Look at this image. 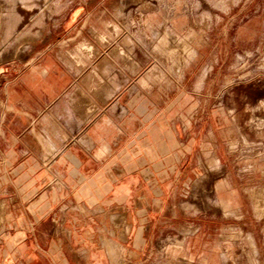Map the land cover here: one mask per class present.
Returning a JSON list of instances; mask_svg holds the SVG:
<instances>
[{
    "label": "rangeland",
    "instance_id": "rangeland-1",
    "mask_svg": "<svg viewBox=\"0 0 264 264\" xmlns=\"http://www.w3.org/2000/svg\"><path fill=\"white\" fill-rule=\"evenodd\" d=\"M113 126L154 200L149 226L111 214L109 264H264V0H0V264L43 261L32 180ZM102 138L89 167L115 181Z\"/></svg>",
    "mask_w": 264,
    "mask_h": 264
},
{
    "label": "crops",
    "instance_id": "crops-1",
    "mask_svg": "<svg viewBox=\"0 0 264 264\" xmlns=\"http://www.w3.org/2000/svg\"><path fill=\"white\" fill-rule=\"evenodd\" d=\"M113 128L114 131H111L108 138L104 135H99V137L105 138H102L101 147L106 152L117 155V157L124 154V157L119 158L116 163L118 170L124 169V172L119 174L115 181L109 178V176L113 177V174L108 176L105 171L101 170L100 164L93 163L95 167H89L92 158L99 161L100 149L97 147L99 137L96 141H92L89 148L83 150L86 155L82 154L86 159L82 156L76 157L68 147L59 151L58 155H60L57 159L47 164L49 170L60 175L50 185L45 181L42 184L38 178L32 180L33 189L30 195L33 207L31 217L34 224L32 228L34 242L31 249L33 254H39L43 259V261L37 259V264H109L103 251L102 241L107 238L113 242L115 239L121 241L117 227L110 223L111 214H120L119 212L123 211L126 217L139 218L140 225L145 223L149 226L146 219L152 213L154 200L150 178L148 183L145 182L146 170L149 168L144 167V178H140L150 187L148 193L147 190L141 195L134 193L133 183L129 181L130 177H133V172H129L127 167H120L125 163L124 160H131L132 145L126 142L123 145L122 142L126 135L115 126ZM53 151L57 152L56 149ZM94 153L97 157L93 155ZM68 154L79 164L78 179L63 176L64 172L75 169L77 166L68 165L67 162L61 163L62 159L68 160ZM39 165L37 163L38 169H40ZM138 200L144 202L141 208L136 205ZM45 221L48 222L50 230L48 241L41 243L36 235ZM144 228L143 226L137 227V230ZM127 240L130 246H135L139 242L135 235ZM27 248V243L24 241L17 246L20 251ZM32 260H36L35 257Z\"/></svg>",
    "mask_w": 264,
    "mask_h": 264
}]
</instances>
